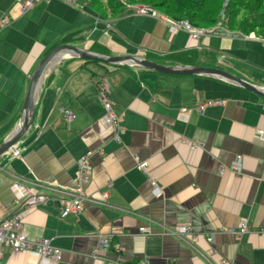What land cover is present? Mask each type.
I'll list each match as a JSON object with an SVG mask.
<instances>
[{"label":"crops","instance_id":"crops-1","mask_svg":"<svg viewBox=\"0 0 264 264\" xmlns=\"http://www.w3.org/2000/svg\"><path fill=\"white\" fill-rule=\"evenodd\" d=\"M135 7L100 20L88 7L80 11L55 0L26 15L15 0H0V145L19 124L35 68L61 45L170 67L218 68L264 88V39L232 31L194 39L183 29L172 32L160 17L138 15ZM4 19L11 22L6 28ZM102 82L122 118L121 144L104 122ZM212 100L223 104L197 112ZM182 108L192 111L187 122ZM65 109L76 114L74 122L63 117ZM262 134L264 99L240 87L65 58L43 79L34 122L15 147L21 157L10 152L0 160V224L22 207L10 190L20 183L50 196L83 197V212L67 219L57 206H39L23 220L20 230L29 238L63 251L60 264H264V234L220 233L242 221L264 227ZM89 153L93 170L79 176L78 163ZM238 157L240 176L230 170ZM139 162L148 163V174ZM181 225L191 227L195 241L169 233ZM141 227L152 233L140 234ZM104 238L111 248L95 258ZM3 264H41V257L7 249Z\"/></svg>","mask_w":264,"mask_h":264},{"label":"built area","instance_id":"built-area-1","mask_svg":"<svg viewBox=\"0 0 264 264\" xmlns=\"http://www.w3.org/2000/svg\"><path fill=\"white\" fill-rule=\"evenodd\" d=\"M17 6L20 9L22 15H26L33 8L38 6L41 2H47L51 0H15ZM69 6L76 8L77 10H82V5L78 0H57ZM141 15H151L157 17L156 11L148 6H141L138 11ZM158 14V13H157ZM161 19L170 22L171 31L176 30H186L192 34L194 39H199L201 36L210 34H220L229 33L224 23H218L216 27L212 29H197L192 27L187 22H173L167 17L159 16ZM174 23V24H172ZM11 24L9 19H4L2 21V27L6 28ZM254 35V34H252ZM109 87L106 83L99 84V97L105 109L104 122L108 127L114 129L113 142L116 144L122 143V135L125 131L122 125V118L119 117L113 109L112 101L109 97ZM223 103L220 101H206L197 107V112L203 113L209 108H214L221 106ZM192 111L188 108H182L180 110L181 119L188 121V117ZM62 114L67 122L71 123L76 120V114L70 110H63ZM264 136V134H262ZM100 155L106 153V149L103 147L98 152ZM92 153L84 156L78 163V175L83 176L90 173L93 170L91 162ZM13 159H19L21 157V151L14 149L12 151ZM138 169L144 174H148V163L139 162ZM230 170L236 175L240 176L243 171V159L238 157L235 162L230 166ZM224 168L222 167L219 174H222ZM151 185L154 189V194L156 198L162 196L161 189L158 187L157 182L151 178ZM14 200L22 205L18 212H15L11 217L6 219L0 224V264H3V255L7 249H11L17 252H36L41 257V264H60L63 260V251L60 248L54 247L50 241L46 239L33 240L24 233L21 229L23 220L30 214V212L39 206H57L60 209L59 217L61 219H67L72 214H79L84 210V200L83 197H76L73 195L61 194L58 196H50L48 194H43L36 187H27L20 183H15L10 188ZM107 193L102 195L103 199H106ZM139 233L144 235H150L152 233L150 228L141 227L139 228ZM171 235L183 238L187 235H192L193 241L196 240V236L193 234L190 226L181 225L178 226L174 231H169ZM220 233H230L235 236H240L246 233H260L264 234V227L260 229H252L249 224L242 221L238 227L232 228L230 230H221ZM216 233L207 235V241L210 244L215 242ZM111 248V242L109 239H101L99 245L94 251L95 258H99L101 252H108Z\"/></svg>","mask_w":264,"mask_h":264},{"label":"water","instance_id":"water-1","mask_svg":"<svg viewBox=\"0 0 264 264\" xmlns=\"http://www.w3.org/2000/svg\"><path fill=\"white\" fill-rule=\"evenodd\" d=\"M65 58L93 62L109 67H126L152 71L164 75L196 76L224 81L236 87L245 89L264 99V88L257 87L239 77L231 75L218 68L201 66H164L141 56L112 57L84 50L76 46L61 45L50 51L35 68L19 124L15 131L0 145V158L11 152L29 132L36 114V102L39 89L48 70Z\"/></svg>","mask_w":264,"mask_h":264},{"label":"trees","instance_id":"trees-1","mask_svg":"<svg viewBox=\"0 0 264 264\" xmlns=\"http://www.w3.org/2000/svg\"><path fill=\"white\" fill-rule=\"evenodd\" d=\"M213 1L214 0H89L90 3H88V5L96 13H99L101 17L108 19L121 16L128 7L138 5L149 6L161 16L167 17L173 22H187L197 29L216 27L221 17L222 11L220 10L226 6L227 18L229 20L228 23H230L228 29L232 32L238 31L237 29H239V27L241 28V25L244 24V22H240L238 27L237 22L236 24H232L233 17L229 15L228 10H231L233 6H236L238 12L247 11V0H215L214 6ZM258 1L256 0L254 2V12L260 11V8L257 6ZM211 7H213V9L209 10ZM237 19H239V17ZM258 26L259 27H254V24L249 23L247 27H244L247 32L246 35L255 33L257 38L264 39V23L259 24ZM255 28L257 32H255ZM186 65L199 66L194 64Z\"/></svg>","mask_w":264,"mask_h":264},{"label":"rangeland","instance_id":"rangeland-1","mask_svg":"<svg viewBox=\"0 0 264 264\" xmlns=\"http://www.w3.org/2000/svg\"><path fill=\"white\" fill-rule=\"evenodd\" d=\"M55 1H57V0H55ZM78 1H80V0H78ZM215 1V0H214ZM213 1V6H214V4H215V2ZM256 0H249V2H248V0H247V3H248V10L247 11H245V12H238L237 10H238V8L236 7V6H233L232 7V9L231 10H228V13H229V15L231 16V17H233V19H232V24H236V22H237V27H238V24L240 23V22H244V24H242L241 25V28L239 27V29H237L238 31H236V33L238 34V33H240L241 35H246V31H245V28L244 27H247V25L249 24V23H252V24H254V27H259L258 25L259 24H262V23H264V3H263V0H257L258 1V3H257V6L260 8V11L259 12H254V2H255ZM47 2H49V1H47ZM47 2H41V3H47ZM40 3V4H41ZM88 3H90L89 2V0H83V2H81V5H82V10H80V11H83L84 9H86V7H88V8H90V6L88 5ZM249 4H250V7H249ZM252 4V5H251ZM141 6L142 5H138V6H133V7H135V12L138 14V15H141V14H139L138 13V11H139V8H141ZM72 7V6H71ZM149 7V6H148ZM247 8V7H246ZM91 9V8H90ZM213 9V7H211L209 10H212ZM93 10V9H92ZM94 11V10H93ZM220 11H222L221 12V17H220V20H219V22L218 23H224L225 25H226V28L228 29L229 28V24L230 23H228V18H227V13H226V11H227V7L225 6L223 9H221ZM95 12V11H94ZM29 13V12H28ZM27 13V14H28ZM96 13V12H95ZM96 16L98 17H100V15H99V13H96ZM142 16H153V14H151V15H142ZM155 16H157V17H159V16H161L159 13L157 14L156 13V15ZM239 17V19H237ZM101 18V17H100ZM99 18V19H100ZM117 18H119V17H117ZM117 18H112V19H117ZM105 20H111V19H108V18H104ZM237 19V20H236ZM100 20H102V18L100 19ZM228 23V24H227ZM172 24H174V23H172ZM170 27H171V25H170ZM204 29H207V28H202V30H204ZM229 30V29H228ZM247 30V29H246ZM230 31V30H229ZM255 32H257L256 31V28H255ZM243 33H245V34H243ZM251 34H254L255 35V33H251ZM250 34V35H251ZM246 36H249V35H246ZM58 47V46H57ZM32 77V76H31ZM63 115V114H62ZM64 117V116H63ZM13 151V150H12ZM11 151V152H12ZM10 154V152H8L6 155H4L2 158H0V160H2L4 157H7L8 155ZM139 165V164H138ZM151 179H149V182H150V184H151V181H150ZM152 186V185H151ZM152 188H153V186H152Z\"/></svg>","mask_w":264,"mask_h":264}]
</instances>
